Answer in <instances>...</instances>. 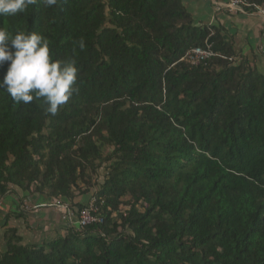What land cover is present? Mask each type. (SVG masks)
<instances>
[{"label":"trees","instance_id":"1","mask_svg":"<svg viewBox=\"0 0 264 264\" xmlns=\"http://www.w3.org/2000/svg\"><path fill=\"white\" fill-rule=\"evenodd\" d=\"M0 27L40 33L78 68L55 115L0 89V199L36 183L71 201L90 167H107L101 222L43 244L9 228L0 264H264V73L233 60L221 28L183 0H38ZM205 40L206 64L180 60Z\"/></svg>","mask_w":264,"mask_h":264},{"label":"clouds","instance_id":"2","mask_svg":"<svg viewBox=\"0 0 264 264\" xmlns=\"http://www.w3.org/2000/svg\"><path fill=\"white\" fill-rule=\"evenodd\" d=\"M38 0H0V17L25 12ZM44 7H54L58 0H41ZM83 50L86 45L79 41ZM8 68L0 79L16 103L29 104L43 98L46 111L55 115L78 92V68L75 60L53 59L47 38L37 32L18 31L14 35L0 27V66Z\"/></svg>","mask_w":264,"mask_h":264},{"label":"rangeland","instance_id":"3","mask_svg":"<svg viewBox=\"0 0 264 264\" xmlns=\"http://www.w3.org/2000/svg\"><path fill=\"white\" fill-rule=\"evenodd\" d=\"M233 60L237 63L241 61L237 54L233 57ZM107 150L108 149L105 148L104 153H106ZM106 172L107 167L105 163H102L99 167L95 168V170L90 167L88 169V181H80V188H73L75 197L67 202H71L72 211H74L75 214L77 211V203L85 206L93 196L96 197L98 186L103 183ZM36 185V183H33L27 191H23L18 187H13L8 193V195L10 194L11 196L8 197V203L5 206L0 199V252L5 249L6 236L10 233L8 232L9 228H16L17 234L22 238V244H43L57 236L67 234L68 231L72 229L73 226L68 225L66 221L57 223L54 219H51V221L47 219L45 214L50 212L49 210L52 206H55L52 205L55 199L48 197L46 194L37 192L35 190ZM38 199H41L44 205L39 207L40 204L38 203ZM64 203L66 202L64 201ZM127 208L125 204L121 205V210L124 211ZM4 214H9V218L6 222L3 217ZM17 214L19 215L17 216ZM46 222L52 224V227L50 226L51 229H47L46 226L49 224Z\"/></svg>","mask_w":264,"mask_h":264},{"label":"crops","instance_id":"4","mask_svg":"<svg viewBox=\"0 0 264 264\" xmlns=\"http://www.w3.org/2000/svg\"><path fill=\"white\" fill-rule=\"evenodd\" d=\"M228 1L229 0H183V3L195 23L215 25L221 28L224 38L231 42L238 58L240 60H245L250 65L256 67L260 72L264 73V56L259 52L260 47L264 46V18L250 10L246 12L224 7L223 4ZM10 196V194H6L1 198L4 206L7 205L8 197ZM61 202L65 205L52 206L49 210L50 212L45 214L47 219H49V221L54 219L57 223L66 221L68 225L75 227L76 215L74 214L70 219L67 215L68 210L72 211L71 202H66L67 204L63 201ZM38 203L40 204L39 207L44 205L41 199H38ZM5 215L6 214H4L3 217ZM46 223L49 224L46 226L47 229H51L52 224H50V222Z\"/></svg>","mask_w":264,"mask_h":264},{"label":"built area","instance_id":"5","mask_svg":"<svg viewBox=\"0 0 264 264\" xmlns=\"http://www.w3.org/2000/svg\"><path fill=\"white\" fill-rule=\"evenodd\" d=\"M224 7L232 10H248L257 13L260 17L264 18V6L251 3L248 0H229ZM260 53L264 56V46L260 47ZM216 55V52L213 49V43L205 40L204 44L201 46H195L187 50L185 54L180 58V60L185 61L186 63L196 66L199 64H206L210 59ZM97 197L93 196L88 204H86L83 209L80 211L76 219V228L79 230L84 229L87 225L92 222H101L102 217L98 207L96 206ZM52 205L63 206L60 200L55 201ZM67 206V205H66ZM69 219L73 217L74 213L71 210L67 211Z\"/></svg>","mask_w":264,"mask_h":264}]
</instances>
